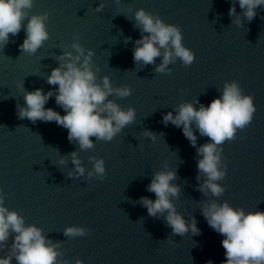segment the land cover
I'll return each mask as SVG.
<instances>
[{"label": "water", "instance_id": "95a60500", "mask_svg": "<svg viewBox=\"0 0 264 264\" xmlns=\"http://www.w3.org/2000/svg\"><path fill=\"white\" fill-rule=\"evenodd\" d=\"M232 2L34 0L29 15L48 14L49 39L35 54L22 52L26 36L22 28L0 45V192L4 206L18 212L25 226L35 225L58 244L57 264L77 260L83 264H222L226 259L223 236L208 225L202 205L227 201L245 212L264 211V6L248 21L238 0L236 16H229ZM101 4L102 10L97 11ZM141 8L181 28L182 43L195 53L190 66L174 58L168 71L158 73L162 55L154 64L134 61L135 41L141 38L135 13ZM73 42L94 52L97 83L107 76L113 88L127 85L132 90L128 97L113 94L108 99L136 111L134 122L111 142L92 137L94 147L88 150L69 141L68 130L54 121L32 123L18 117V106H25V91L58 88L48 84L47 77L60 66L58 57L64 52L76 54ZM233 81L244 95L253 96L256 111L251 124L237 130L236 139L218 146L223 149L220 168L227 165V170L218 181L225 192L215 197L200 190L206 177L197 168L201 159L197 148L209 138L193 125L197 136L193 147L182 127L165 125L163 116L175 115L178 106L187 102L197 108L207 106ZM45 107L65 114L55 95ZM72 152L81 160L83 175L75 172ZM90 157L103 158V179L94 173ZM161 170L175 171L171 183L180 192L172 203L187 222L195 218L200 235L191 231L174 235L164 216H149L140 203L141 197L155 200L147 186ZM72 226L84 228L85 235L65 236L64 230ZM11 244L12 237L0 255L9 254Z\"/></svg>", "mask_w": 264, "mask_h": 264}, {"label": "clouds", "instance_id": "9594fccd", "mask_svg": "<svg viewBox=\"0 0 264 264\" xmlns=\"http://www.w3.org/2000/svg\"><path fill=\"white\" fill-rule=\"evenodd\" d=\"M33 3L34 0H0V45L7 44L9 35L17 36L22 28L26 33L20 45L22 52L35 54L49 39L46 27L48 14L29 15ZM236 3L237 0L231 3L228 13L230 17L236 16ZM238 3L248 21L256 17L257 8L264 6V0H238ZM102 8L103 4L96 10L101 11ZM135 21V27L141 32V38L135 41V62L154 64L156 58L162 55L161 63L156 67L158 73L168 71L167 66L174 58H179L185 66L194 62L195 53L182 43L183 35L179 26L167 24L158 15L142 8L136 11ZM234 22L238 24L240 21L237 19ZM71 48L76 54L73 55L72 51L64 52L58 57L60 66L52 69L47 77L48 84L58 85V88L48 92L41 88L25 91V106H18V117L27 118L32 123L54 121L68 130L69 141H76L81 150H88L94 147L92 137L111 142L125 126L134 122L136 111L131 107L124 109L108 99L113 94L120 98L128 97L132 90L127 85L113 88L107 76L102 78V84L97 83L92 62L94 52L91 49L86 50L79 42H73ZM161 49L164 50L163 54ZM53 95L56 104L64 110V115L45 107ZM255 111L253 96L244 95L239 84L233 81L226 83L222 95L207 106L200 104L197 108L193 103L187 102L178 106L175 115L168 112L163 116L165 125L171 122L177 128L182 127L184 136L193 147L197 140L193 125L201 136L209 138V142L197 148V154L201 157L197 162L198 172L206 177L200 190L205 194L210 191L213 196L219 197L225 192L218 181L224 179L227 165L221 170L223 149L218 146L236 139L237 130H243L251 124ZM145 135L155 139L151 132L146 131ZM71 157L76 174L83 175L85 169L77 153L72 152ZM90 160L93 161L94 173L103 179V158L90 157ZM60 163H64V159ZM91 175L93 172H89V176ZM174 179L175 171L156 172L147 186V191L155 194V200L141 197L140 203L147 208L149 216H164L174 235L183 236L189 231L193 235H200L195 218L190 223L187 222L172 203V198L177 197L180 192L179 186L171 183ZM199 179L198 175L197 180ZM201 212L208 225L223 236L221 244L226 259L222 264H264V211L245 212L243 208L230 206L227 201H210L202 205ZM42 232L35 225L25 226L24 218L18 212L5 207L4 196L0 192V252L4 251L12 237L9 254L0 255V264H12L13 258L16 264H57V257L60 255L57 251L58 244H53ZM64 235L83 236L85 229L68 227L64 230ZM76 264H83V261L77 260ZM208 264L212 262L209 261Z\"/></svg>", "mask_w": 264, "mask_h": 264}]
</instances>
